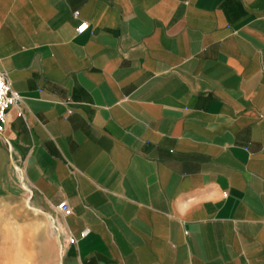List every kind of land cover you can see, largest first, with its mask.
I'll return each mask as SVG.
<instances>
[{"label":"crops","instance_id":"obj_1","mask_svg":"<svg viewBox=\"0 0 264 264\" xmlns=\"http://www.w3.org/2000/svg\"><path fill=\"white\" fill-rule=\"evenodd\" d=\"M0 71V264H264V0H0Z\"/></svg>","mask_w":264,"mask_h":264},{"label":"built area","instance_id":"obj_2","mask_svg":"<svg viewBox=\"0 0 264 264\" xmlns=\"http://www.w3.org/2000/svg\"><path fill=\"white\" fill-rule=\"evenodd\" d=\"M88 27V21H81L77 25L76 31L82 33ZM21 99L22 96L17 91L13 90L7 73L5 71H0V133L4 131L9 107L13 104L20 105ZM61 209L65 213L71 212V207L67 203H63ZM86 233L87 231L83 232L81 235L84 236ZM68 239L70 242H76L77 238L75 236H69Z\"/></svg>","mask_w":264,"mask_h":264},{"label":"water","instance_id":"obj_3","mask_svg":"<svg viewBox=\"0 0 264 264\" xmlns=\"http://www.w3.org/2000/svg\"><path fill=\"white\" fill-rule=\"evenodd\" d=\"M59 238H60V235H59Z\"/></svg>","mask_w":264,"mask_h":264}]
</instances>
